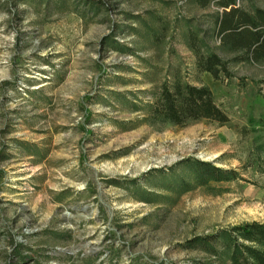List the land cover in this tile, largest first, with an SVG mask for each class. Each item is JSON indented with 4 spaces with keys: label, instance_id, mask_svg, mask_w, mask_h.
Returning a JSON list of instances; mask_svg holds the SVG:
<instances>
[{
    "label": "rangeland",
    "instance_id": "rangeland-1",
    "mask_svg": "<svg viewBox=\"0 0 264 264\" xmlns=\"http://www.w3.org/2000/svg\"><path fill=\"white\" fill-rule=\"evenodd\" d=\"M222 9L0 0V264H232L186 246L264 221V63L231 60L215 31ZM192 31L230 76L198 68ZM177 78L208 84L230 122L145 118ZM196 159L238 177L183 190Z\"/></svg>",
    "mask_w": 264,
    "mask_h": 264
},
{
    "label": "trees",
    "instance_id": "trees-1",
    "mask_svg": "<svg viewBox=\"0 0 264 264\" xmlns=\"http://www.w3.org/2000/svg\"><path fill=\"white\" fill-rule=\"evenodd\" d=\"M195 1L202 6L216 1L223 8L216 17L215 31L221 45L235 53L231 60L264 63V7L254 5L246 8L238 5V0ZM197 34L192 31L190 38L191 47L197 52L198 68L212 73L216 79L230 76L228 59L214 50L202 52L196 42ZM221 72L224 76L220 75ZM144 109L145 118L165 120L178 126H186L196 120H210L223 125L231 120L208 84H195L181 78L172 84L164 83L155 100L148 101ZM188 164L193 179L180 178L179 185L183 190L190 188L192 183L202 185L238 177L237 170L222 168L210 161L196 159ZM186 246L215 256L227 254L232 264H264V221H245L213 233L196 235L187 240Z\"/></svg>",
    "mask_w": 264,
    "mask_h": 264
}]
</instances>
